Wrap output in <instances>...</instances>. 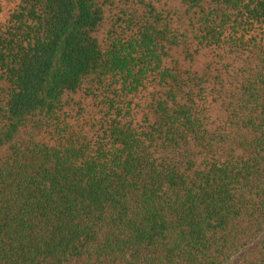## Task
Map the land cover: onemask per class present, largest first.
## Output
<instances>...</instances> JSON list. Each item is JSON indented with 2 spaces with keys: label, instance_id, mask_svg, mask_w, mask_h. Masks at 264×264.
Instances as JSON below:
<instances>
[{
  "label": "trees",
  "instance_id": "1",
  "mask_svg": "<svg viewBox=\"0 0 264 264\" xmlns=\"http://www.w3.org/2000/svg\"><path fill=\"white\" fill-rule=\"evenodd\" d=\"M16 1L0 22V264H264V0H182L195 54L240 56L226 83L168 61L178 41L150 0L103 44L114 0ZM146 84L134 125L126 99ZM84 87L97 112L67 109Z\"/></svg>",
  "mask_w": 264,
  "mask_h": 264
},
{
  "label": "rangeland",
  "instance_id": "2",
  "mask_svg": "<svg viewBox=\"0 0 264 264\" xmlns=\"http://www.w3.org/2000/svg\"><path fill=\"white\" fill-rule=\"evenodd\" d=\"M16 0H0L1 13L0 22H4L9 16L10 12L16 5ZM147 4H151L158 14L167 21L170 30L173 32V36L176 37L177 46L172 49L171 60H177L182 68H188L196 70L198 73L203 71L209 73V78L218 76L220 82H229L238 69L243 66V62L240 56L237 54H230L224 51L218 50H200L198 54H195L196 46L192 41V33L189 27L190 18L187 12L186 6L182 3V0H150ZM143 9L142 7H134L133 0H114L113 5L106 9L102 25L100 26L97 37L98 40L103 44L106 40L107 34L110 31L121 32V29L126 26L122 23V19L125 18L123 12L126 11L131 13V8ZM194 53V55H193ZM187 54L193 55V62L190 63L187 58ZM216 89L219 88L218 83L213 82V79H209ZM212 84H207V87L212 88ZM227 86V85H226ZM86 87V86H85ZM81 90L75 95H71L68 98V107L76 110L78 105L90 112H97L99 107V99L89 97L86 92ZM153 94V88L151 84H146V88L136 94L135 96L127 97L126 101L131 104V117L127 118L134 125H141L144 116L148 112V105L150 103V95ZM215 94V93H214ZM214 95H207L205 103L206 115L210 122L215 125L219 124L222 120L223 114L220 110L219 103L212 102ZM126 104V103H125ZM123 104V108L126 110V105ZM70 107V108H69Z\"/></svg>",
  "mask_w": 264,
  "mask_h": 264
}]
</instances>
